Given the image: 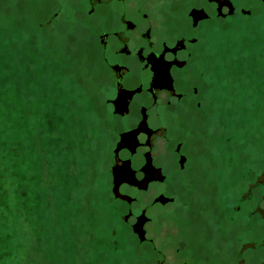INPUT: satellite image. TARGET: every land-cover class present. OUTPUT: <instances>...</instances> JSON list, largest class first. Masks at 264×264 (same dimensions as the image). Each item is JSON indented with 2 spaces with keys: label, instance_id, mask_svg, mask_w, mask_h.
Returning <instances> with one entry per match:
<instances>
[{
  "label": "rangeland",
  "instance_id": "374dc122",
  "mask_svg": "<svg viewBox=\"0 0 264 264\" xmlns=\"http://www.w3.org/2000/svg\"><path fill=\"white\" fill-rule=\"evenodd\" d=\"M59 10L55 0H0V264H155L153 246L138 243L110 200L108 160L94 158L106 151L97 147L104 138L99 125L107 73L86 36L70 28L75 17ZM255 23H264V15ZM255 23L238 30L226 24L223 50L215 49V40L209 46L213 58L236 66L234 45L248 49L264 44ZM251 27L259 34L252 35ZM259 59L255 67L253 62L239 66L238 79L221 83L217 101L223 123L237 118L238 151L235 158H207V172L216 185L219 172L229 175L222 179V202L237 196L238 223L244 230L255 223V234L264 237V85L247 76L260 68ZM226 131L231 133L230 125ZM199 159L191 158V166L172 184L169 197L174 201L151 213L148 235L163 255L157 260L264 264V253L257 250L263 239L246 256L244 232L236 247L234 226L223 235L203 230L207 224L200 199L207 202L209 194L207 189L200 194V177L192 175ZM248 193L254 194L251 212L242 207ZM215 220L219 216H212Z\"/></svg>",
  "mask_w": 264,
  "mask_h": 264
},
{
  "label": "flooded vegetation",
  "instance_id": "af4514ba",
  "mask_svg": "<svg viewBox=\"0 0 264 264\" xmlns=\"http://www.w3.org/2000/svg\"><path fill=\"white\" fill-rule=\"evenodd\" d=\"M55 4L75 17L70 28L86 36V44L96 51L98 64L107 73L108 95L99 125L104 138L97 147L106 151L94 158L108 160L107 193L138 243L151 244L155 264H162L157 260L163 256L157 242L148 235L147 225L154 221L151 213L174 201L169 197L172 184L178 183L177 178L191 166V158H200L199 169L192 175L194 180L200 177V194L205 189L209 194L207 202L200 199L207 224L203 230L223 235L234 226V246L239 233L244 232L248 256L264 237L255 234V223L246 230L238 223L241 207L237 196L230 198V203L222 202V179L230 177L219 172V183L214 184L207 172L211 167L207 158L237 156V118L223 123L222 105L217 99L224 80L238 79L239 66L253 62V67L259 58L260 68L247 76L262 80L264 85V44L230 48L238 66L232 60L226 64L213 58L209 46L215 40V49L223 50L226 24L236 30L253 26L255 18L264 15V0H55ZM257 26L264 34V23ZM252 29V35L259 34ZM253 195L248 193L242 202L250 212ZM224 211L230 215L224 216ZM214 215L219 220L213 222ZM257 250L264 253V245ZM214 251L211 249L210 254Z\"/></svg>",
  "mask_w": 264,
  "mask_h": 264
},
{
  "label": "snow or ice",
  "instance_id": "6c2138e0",
  "mask_svg": "<svg viewBox=\"0 0 264 264\" xmlns=\"http://www.w3.org/2000/svg\"><path fill=\"white\" fill-rule=\"evenodd\" d=\"M249 15H250V13H248ZM193 43H195V40H193ZM118 151V150H117ZM117 158H118V156H117ZM121 171H123V170H121Z\"/></svg>",
  "mask_w": 264,
  "mask_h": 264
}]
</instances>
